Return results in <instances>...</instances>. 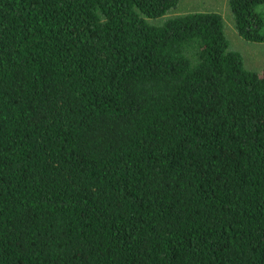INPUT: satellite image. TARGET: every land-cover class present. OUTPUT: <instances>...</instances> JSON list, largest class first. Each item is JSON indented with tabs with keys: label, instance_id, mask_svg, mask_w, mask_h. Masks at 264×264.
<instances>
[{
	"label": "trees",
	"instance_id": "16d2710c",
	"mask_svg": "<svg viewBox=\"0 0 264 264\" xmlns=\"http://www.w3.org/2000/svg\"><path fill=\"white\" fill-rule=\"evenodd\" d=\"M179 1L0 0V264H264V68Z\"/></svg>",
	"mask_w": 264,
	"mask_h": 264
},
{
	"label": "rangeland",
	"instance_id": "374dc122",
	"mask_svg": "<svg viewBox=\"0 0 264 264\" xmlns=\"http://www.w3.org/2000/svg\"><path fill=\"white\" fill-rule=\"evenodd\" d=\"M196 11H216L220 13L230 48L241 54L245 67L256 71L264 68V42L246 41L237 33L228 7V0H180L165 16L150 20V22L158 24L166 18Z\"/></svg>",
	"mask_w": 264,
	"mask_h": 264
}]
</instances>
